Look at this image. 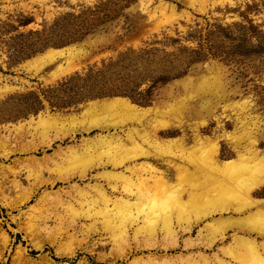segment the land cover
I'll list each match as a JSON object with an SVG mask.
<instances>
[{"label":"rangeland","instance_id":"rangeland-1","mask_svg":"<svg viewBox=\"0 0 264 264\" xmlns=\"http://www.w3.org/2000/svg\"><path fill=\"white\" fill-rule=\"evenodd\" d=\"M99 1L106 12H111L108 18L80 39L46 47L72 46L70 56L57 55L49 60L37 57L46 48L17 60L9 56L7 42L10 36L41 28L64 13H77ZM224 28L232 32V39L223 37L221 33L208 34ZM263 29L264 0H0V264H46L42 255L49 260L69 264H128L131 260V264L135 261L134 264H152L151 257L161 255V248L129 252L126 257L123 254V258L113 261L115 251H111V242L104 235L85 237L79 228L83 220L74 226L64 220L55 221L56 217L67 219L71 210L62 203L69 196L61 193L59 200L52 196L51 190L66 189L73 181L41 184L25 199L26 189L11 188V172H19L24 188L33 179H54L64 175L66 157L59 154L61 150L80 143L82 138L105 131L80 129L72 135L57 138L54 137L55 130L60 128L61 132L70 126L81 128L78 112L82 105L106 96H122L138 106L161 109L164 114L159 118L170 120L175 125L159 130L158 137L178 138L183 145H191L189 150L194 146L198 133L216 141L220 160L232 159L238 154L264 156V49L251 45L256 42L253 34ZM241 33L247 40L241 46L234 45ZM212 38L221 44L218 48H208L207 45H212ZM142 48L157 49V56L162 54V49L175 55L200 50L203 56L192 62H181L179 69H184V72L156 85L147 92L148 98L143 101L132 100L126 95H106L64 108H52L42 98L40 88L53 85L74 72L99 66L126 50ZM59 67L64 70L59 71ZM200 73L207 75V83L194 89V80ZM185 76H190L186 82L182 79ZM189 84L192 85L190 90ZM146 87L147 83L143 81L138 89L144 92ZM30 90L41 98L42 107L23 116H9L14 114L11 102H16L18 94ZM55 113L60 119L49 126L46 133H40L39 125L33 121L26 123L30 118L36 119L37 114ZM71 114L77 117L69 121ZM131 126L122 128L127 130L125 128ZM112 130L109 129L110 132ZM117 130L120 131L119 128ZM165 158L171 159L169 156ZM172 159L180 162L179 158ZM156 164L170 178L174 177V169L164 161ZM252 196L264 202V181L253 190ZM254 209L252 206L242 211ZM246 212L238 215L229 208L224 216H242ZM258 218L264 223V213L259 212ZM207 220L209 218L202 222ZM3 236L7 239L5 245ZM182 236H187V233ZM83 237L82 244L92 248L90 251L77 248ZM98 238L104 247L92 245L100 241ZM38 241L41 242L40 247H37ZM16 249H20L18 255Z\"/></svg>","mask_w":264,"mask_h":264},{"label":"bare ground","instance_id":"bare-ground-1","mask_svg":"<svg viewBox=\"0 0 264 264\" xmlns=\"http://www.w3.org/2000/svg\"><path fill=\"white\" fill-rule=\"evenodd\" d=\"M72 48H47L37 57L49 60L57 55L70 56ZM206 79L207 75L200 73L194 80V89L204 86ZM187 87L190 90L192 85ZM163 114L155 106H138L122 96L90 100L78 112L81 128L70 126L61 132L58 128L54 137L72 135L80 129L97 128L105 133L97 132L61 150L59 154L66 157L64 175L33 179L24 188L19 172L14 171L10 186L26 189L23 193L27 199L41 184L73 181L66 189H58L60 192L51 190L59 200L61 193L67 194L69 198L62 203L71 210L67 219L56 217L55 221L64 220L74 226L83 220L79 228L85 237L104 235L111 242L113 261L129 252L153 247L161 248L163 253L151 257L152 264H264V223L258 218L259 212L264 213V202L252 196L264 181V156L238 154L220 160L216 141L198 133L190 150L191 145H183L178 138H159V130L175 125L159 118ZM59 117L58 113L37 114L36 119L30 118L26 123L33 121L39 125L40 133H46ZM74 117L77 115L71 114L69 121ZM129 124L133 126L122 128ZM110 128L114 131L110 132ZM165 156L171 159H164ZM172 158H179L180 162ZM162 161L174 169V177L157 166ZM252 206L255 209L248 211ZM229 208L238 215L246 212L242 211L245 208L248 212L224 216ZM184 233L187 236L183 237ZM85 237L77 248L90 251L92 248L82 244ZM98 240L92 245L104 247L101 238ZM6 241L3 236V245ZM37 245L40 247L41 242ZM19 251L16 249L15 253L18 255ZM42 258L46 264H69L49 260L45 255Z\"/></svg>","mask_w":264,"mask_h":264},{"label":"trees","instance_id":"trees-1","mask_svg":"<svg viewBox=\"0 0 264 264\" xmlns=\"http://www.w3.org/2000/svg\"><path fill=\"white\" fill-rule=\"evenodd\" d=\"M110 15V11L103 9L101 1L85 6L77 13H64L41 28L28 29L10 36L7 42L9 56L12 60H17L46 47L60 46L80 39ZM209 33H221L225 38H233L228 28ZM243 35L240 34L239 41L234 45L241 46L245 43L247 38ZM253 35L256 42L251 45H255L259 50L264 49V29ZM211 44L207 45L209 49L221 45L216 43L214 38L211 39ZM156 51L154 48L126 50L116 58L103 61L99 66H91L83 72H74L53 85L40 88L42 98L52 108H64L89 98L106 95H126L132 100L143 101L148 98L147 92L156 85L184 72V69H179L181 62H192L203 56L200 50H190L192 54L180 52L175 55L162 49L159 56ZM143 81L147 83V87L141 92L138 88ZM16 98V102H11L14 108V114L9 115L11 117L23 116L42 107L41 98L34 91L18 94Z\"/></svg>","mask_w":264,"mask_h":264},{"label":"water","instance_id":"water-1","mask_svg":"<svg viewBox=\"0 0 264 264\" xmlns=\"http://www.w3.org/2000/svg\"><path fill=\"white\" fill-rule=\"evenodd\" d=\"M47 49V48H46Z\"/></svg>","mask_w":264,"mask_h":264}]
</instances>
